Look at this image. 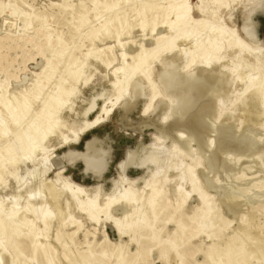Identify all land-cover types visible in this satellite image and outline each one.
Returning <instances> with one entry per match:
<instances>
[{
	"label": "rangeland",
	"instance_id": "rangeland-1",
	"mask_svg": "<svg viewBox=\"0 0 264 264\" xmlns=\"http://www.w3.org/2000/svg\"><path fill=\"white\" fill-rule=\"evenodd\" d=\"M97 1L99 7L95 8L91 0H0V112H3L2 103L4 102H10L11 106L15 108L17 102L26 98L31 100L29 115L17 126L12 124L8 115L0 113L3 123L9 129L5 136L0 133V174L3 180V183L0 184V203L6 209L12 206V210L16 212L22 210L29 200V197L23 195L19 200L20 205L13 206L12 203L15 200L14 194L22 190L29 180L27 177H24L23 180L14 179V171L18 169L19 165L18 158L21 155L23 158L26 157L24 155L27 153L12 151L7 154L5 149L10 140L17 136L23 128H26L31 121H42L43 115L40 114L42 106L57 94L58 88L61 86L67 93L71 92L70 100L67 101L68 105L55 114L56 117H53L51 121L54 127L52 136L33 155L27 154L29 156L26 162L28 168H45L48 172L45 178L51 180V178L57 177L60 183L64 179L69 180L72 184L83 188L86 193L97 190V204L105 208L106 212L113 217L120 216L121 208L112 204L107 209L104 204L107 199H111L114 186L122 182L119 165L128 152L134 155L138 168L132 167L127 170L126 182L127 184L134 183L137 189L144 188L143 181H151L152 174L158 170L155 163L148 159L147 154L149 153H153L156 159H167L171 154H174L191 167L192 181V192L182 207H178L176 204L178 197L174 193V188L171 186L166 188L169 192L166 193V197L172 205L168 204L160 214L157 222L160 227V231L157 233L158 238H155L156 233L149 232L147 227L136 231V235L143 237V240L140 259L135 263H131L128 256H125L120 262L116 261L117 250L114 251V245H127L132 254L138 249L137 244L130 241L129 234L120 237L107 221L95 220L98 217L97 214L96 218L90 221L85 213L78 211V207L75 209L73 203H69L70 221L80 223L81 228L74 236L72 235L75 231L74 225L62 229L68 234L65 238L69 245L68 258L77 261V264H85L78 256L79 253L86 252L88 255L92 253L101 259V264H128V262L130 264H168L169 261L175 259L179 261L178 256L183 254L186 264H220L206 258L204 252L209 244L216 243L222 238L231 237L236 228L243 227V220H249L252 227L264 225V108L260 105L253 106L250 103V121L231 119L225 123L217 119L205 120L207 130L200 139L204 140L206 145H209L210 142L212 144L209 145L208 152L205 151L204 158L199 151L198 135L192 138V135L185 134V137L189 139L191 158L180 152L183 150L181 147L176 151L174 149L175 142L169 134L160 128L158 123L166 125L170 122V113L176 102L172 91L164 88L167 81L160 77L159 71L165 70L167 57L172 58L176 54L177 48L168 54L159 52V49L156 56H150L149 52L162 43L157 41L159 36L169 34L166 41L175 40L176 31L169 33V24H162V21L165 16L169 23L174 21V7L178 4L184 1L192 2L190 3L192 19L195 21L201 19V14L196 8L197 0ZM205 1L210 2L211 0ZM26 4L30 8H27ZM144 9L158 14L150 15L142 29L140 25L134 23V19L136 13ZM163 9L166 11L163 12ZM14 11H16L15 14ZM217 13L224 21L225 34L228 35L229 28H235L244 45L250 47L247 48L242 44L240 46L237 43L230 44L227 39L220 42L217 50L227 54L228 68L235 70L234 74H238L240 71L245 73L246 87L252 86L251 80L254 77H260L262 82H259L258 86L264 93V0H237L223 7ZM115 18H120L128 26L127 33L120 38L123 42H127L125 45L126 54L136 56L142 52L143 47L147 53L142 55L140 61L151 59L149 61V65H151L146 67L148 70L146 75L131 72L132 70L124 73L121 71L126 76H130L122 85L125 92L123 95H120L118 87L114 86L115 71L117 65L121 63L120 48L113 49L115 61L110 66L105 65V71L94 64L92 58L97 56L91 54L96 52V49L116 44L115 39L100 41L97 38L101 37L98 35L102 28ZM5 20L8 22L7 24H3ZM154 23L157 25L151 31ZM251 25L256 34L255 37L251 35L252 38L244 32ZM204 51L208 52V49ZM209 52H211L210 49ZM110 56L109 58H111ZM203 58L204 56L201 54L194 64H199ZM128 62L131 63V60L129 59ZM182 64L177 70L180 77L192 72V69H185V61ZM246 64L249 65V69ZM178 65H180L179 62ZM167 79L170 81L169 78ZM235 79L234 76V79L232 78L229 82L231 91L230 95H225L223 99L225 104H221V96L217 92L208 91L214 114L219 111L228 113L232 108L237 113V110L241 108L234 102V92L239 90V87L235 85ZM171 81L174 84L177 78L174 77ZM137 82L141 84L142 96L138 97L133 108L124 116V106L133 104L134 85ZM178 84L180 85V82ZM178 84H174V86ZM154 90L157 95L151 101ZM117 97L120 99L116 100ZM92 100L95 105L85 117L84 112L91 107ZM147 107L148 112L143 116V111ZM104 109L110 111L109 115L105 116L97 126L90 127L95 116ZM222 125L232 126L235 142H233L234 150L226 153L222 157V162H219L209 156L213 154L217 144L227 142L225 133L222 132L219 136L216 134V129ZM150 145L163 147L164 153L146 150ZM166 150L168 151L166 152ZM93 151L105 153L106 165L101 173H95L87 167L86 158ZM51 156L53 158L50 160ZM61 156L62 160L57 161ZM12 158L15 159L14 162L11 161ZM221 165H223L224 174L219 171ZM59 167L63 168L58 170ZM38 173L35 174L36 187L41 184ZM167 173V167L164 164L160 175L157 176L159 186H162ZM219 185L241 187V189H238V192H224L219 188ZM199 189L206 191L210 201L208 205H205L204 199H199L197 193ZM229 195H234L242 203L235 214L229 212L227 203L223 202L221 205L217 201L218 197L223 199ZM67 197L69 198L68 194ZM78 198L81 200L80 197ZM35 200H38V197ZM34 201L30 203L34 204ZM60 204L65 213L63 217H65L67 211L64 200H61ZM201 208H210L207 220L218 223L215 215L222 216L223 214L227 222L230 223L220 230V237L208 238L201 226L188 218ZM247 208H252V212L248 213ZM72 215L73 218H71ZM29 218L32 216L29 215ZM150 220L151 218H149ZM178 223L184 227L182 234L177 229ZM58 226L59 221L53 219L50 230L41 229L37 232L42 231L47 236V243L57 250L56 264H67L55 241V231ZM29 228H22L23 233H27ZM173 231L177 233V244L174 246L172 242L165 244L163 241ZM72 239L73 242H71ZM26 241L25 236L20 238L21 244ZM40 241L43 240L40 239ZM163 244L170 249L166 259L160 253ZM25 253L29 254V250H26ZM13 260L15 259L1 257L0 264L7 262V264H17L16 260ZM93 263L100 264L97 260H94Z\"/></svg>",
	"mask_w": 264,
	"mask_h": 264
},
{
	"label": "bare ground",
	"instance_id": "bare-ground-1",
	"mask_svg": "<svg viewBox=\"0 0 264 264\" xmlns=\"http://www.w3.org/2000/svg\"><path fill=\"white\" fill-rule=\"evenodd\" d=\"M236 1L237 0H211L210 2H206L205 0H197L196 8L201 14V19L199 21H195L191 17L192 10L190 3L192 2L184 1L178 4L176 7H174V21L169 23L166 16L163 17L162 21V24H169V33H172L174 30L176 31L175 40L166 41L169 34L159 36L157 37V41L162 42L160 44L162 46L160 47V45H158L155 49L149 52L151 53L150 56H156L155 54H158L157 52L159 49V52L168 54L170 51L174 50V48H177V52L176 54L174 53L175 55H173L172 58L167 57L168 60H166L165 70L159 71L160 77L167 81L166 82L164 80V82H166V87L164 88H168L169 91H172L176 102L173 105L170 113V122L166 125L160 124L158 122L157 123L160 128L169 134V136H171L172 140L175 142L174 149L177 151V149L181 147L183 150L180 152L182 154H187L189 158L192 157V153L188 143L189 139L185 137L186 133L192 135V138L198 135L199 151L203 158L205 157V151L208 152V147H210L209 145L212 144V142H210L209 145H206L205 142H203L204 140L200 139V137L203 136L205 130H207L205 120L217 119L225 123H228L231 119L237 121L238 119H243V121L246 119L247 121H250V103L253 106L260 105L264 108V93H262L260 87L258 86L259 82H262L259 79L260 77H254L251 80L252 86L246 87V78L244 76L245 73L240 71V73L234 74L235 70H230V68H228L227 54L217 50L220 42L227 39L229 40L230 44L237 43L250 48L244 45L235 28H229L228 35L225 34L223 29V27H225L224 21L217 13L223 7H226L228 4L234 3ZM91 2L95 8L99 7L97 0H91ZM26 6L27 8H30L28 4H26ZM165 11L166 10L163 12ZM13 13L15 14L16 11ZM153 14L155 16V14L158 13H152L150 10L145 9L140 10L135 15L134 23L136 25H140L141 28L144 29L147 18ZM7 23L8 22H6V20L3 22V24ZM156 25L157 24L155 23L152 25L151 31L155 29ZM127 27V24L120 18H115L110 21L102 28V31L99 33L98 36L101 37L97 38L100 39V41L115 39L116 44L106 45L102 49H96V52L94 53L90 52L91 54L97 56L92 58L94 64L101 70L105 71V65L110 66L112 65L113 61H115L113 49L116 47L120 48L119 59H121V63L117 65V69L115 71L116 75L113 74L115 76L114 86L118 87V93L120 95L125 93L122 85L126 79L130 77L129 75L126 76L123 73L132 70L131 72L134 71L141 74L144 73L146 75L148 71L146 67L149 65V61L151 60L146 59L143 62L140 61L142 55L147 53L143 47L142 52L136 56H129L126 54L125 45L127 42H123L120 40V38L127 33ZM244 32L250 37L251 35L253 37L256 36L255 29L253 30L252 25L249 29H245ZM207 43H209L208 46H206ZM206 49H208V52L204 51ZM209 49L211 52H209ZM201 54H203L204 58L199 64L195 65L194 63H196L197 57H199ZM109 56L112 58V60L109 58ZM129 59L131 60V63L128 62ZM184 61L186 62L185 69H192V72L186 76L180 77L177 73V70L181 65H183L182 63ZM214 61L218 62L215 63ZM178 62L180 65H178ZM246 66L248 69L250 68L249 65L246 64ZM121 71H123V73H121ZM234 76L236 77L235 85L239 87V90L234 92V102L241 108L237 110V113L235 112V109L232 108L228 113L219 111L215 112L216 114H214L212 110V100L209 95L210 92H217L218 95L221 96V104H225L223 99L225 95H230L231 89L229 82L232 78L234 79ZM174 77L177 78V83L175 82L174 84H178L180 82V85L178 84L174 86V84L171 83V80H173ZM167 78H169L170 81H168ZM156 95L157 92L154 90L151 101L154 100ZM140 96H142L141 84L137 82L134 85L132 98L133 104L124 106V116L133 108L134 103ZM70 97L71 92L67 93L65 89L60 86L58 88L57 94L54 95V97H51V100H49V102H45L42 106V111L40 112V114L43 115L42 121H31L30 124L26 126V128H23L17 136L10 140L7 148L5 149L6 153L9 154L12 151H17L19 153L33 155L35 151L40 149L44 142H46L54 132V127L51 122L53 117L55 114H58L59 111L67 107V101L70 100ZM119 99L120 97L116 98V100ZM2 105L3 112L0 113L8 115L12 124L17 126L21 124L27 115H29L31 100L26 98L22 101H19L17 102L15 108L11 106L10 102H4ZM94 105L95 103L92 100L91 107L84 112L85 117L93 109ZM147 112L148 107L144 109L143 116H145ZM109 113L110 111L105 109L101 111L95 116L90 127L97 126L102 122L105 116L109 115ZM155 122L154 125L156 124ZM231 127L232 126L230 125H222L216 129V134H218V136L222 132L227 135V142L220 145L217 144L213 154L209 156L210 158L222 162V157H224L226 153L232 152L234 150L233 142L235 141ZM8 132L9 129L3 123V120L0 116V133L5 136L8 134ZM75 137L77 138V136ZM149 149L152 152L157 151L159 153H164L163 147L160 148L150 145L146 150ZM167 151L168 150H166V152ZM27 154L24 155L26 156L24 158L22 157L23 155L18 158L19 165L18 169L14 171V179L23 180L24 177H27L29 180L22 190L17 193L13 192L15 193V200H13L14 202L12 203L13 206L18 204L20 205L19 200L23 195L29 197V200L22 210L16 212L12 210V206L9 209H6L2 203H0V256L4 259H15L17 264H56L57 250L47 243V236L44 235L42 231L37 232L41 229L50 230L53 219L59 221V226L55 231V241L62 252L63 258L67 264H77V261H72L68 258L67 253L69 251V245L65 241V238L68 234L62 231V229H67L69 226L74 225L75 231L72 233L74 236L75 233L81 228L80 223H77L76 221H70L71 219L68 211L70 206L68 205L69 203H73L75 205V209L78 207L77 210L85 213L90 221L94 220L96 218L95 215L97 214L98 217L95 220L103 219L107 221L116 230L120 237L124 234H129L130 241H133L135 244H137L138 249L134 254H132L129 251L127 245H114V251L117 250L116 261L120 262L121 259L125 258V256H128L131 259L130 262L135 263L140 259V249L142 248L141 244L143 240V237L136 235V231L147 227L149 232H155V238H158L157 233L160 231V227L158 226L157 222L159 220L160 214L168 204L172 205L170 200H168L166 197V193H169L166 188L168 186L174 188V193H176L178 197V202L176 203L178 207H182L186 198L189 197L192 192V181L190 177L191 167L188 164L183 163L174 154H171L169 157H167V159H156L153 153L147 154L148 159L155 163L158 169L152 174L153 179L149 182L143 181L145 186L142 189L135 188L134 183L127 184V170L132 167L138 168V164L134 155L128 152L125 159L119 165L122 182L114 186L111 193V199H107V202L104 201V206L107 209L112 204L113 206L116 205L121 208L122 213L120 216L113 217L110 213L106 212L105 208H102L97 204V190L86 193L83 188L72 184L69 180L64 179L62 181L63 183H60L57 177L53 179L51 178V180L50 178H45L48 173L47 169H30L27 167L26 162L29 159ZM104 157L105 153L101 151H93L90 156H87L86 164L89 170H93L95 173H101L104 166L106 165ZM52 158L53 156L50 157V160ZM60 159L62 160V156L59 157L57 161L60 162ZM11 161L14 162L15 159L12 158ZM164 164H166L168 173L163 179L162 186H159L157 176L160 175ZM222 166L223 165H221L219 168V171L221 174H224L225 171ZM62 168L63 167H59L58 170ZM36 173L40 175L41 184L39 187H36L35 185ZM0 181V184H2L3 180L1 174ZM219 186V188L223 189L224 192H238V189H241V187L234 188L233 186L228 185ZM239 186L241 185L239 184ZM205 192L201 189L197 190L199 199H204L203 201L205 205H208L210 201ZM67 194L69 195V198L67 197ZM37 197L38 200H35ZM78 197H80L81 200H79ZM61 200H64L66 206L65 209L67 213L65 217H63L65 213L60 204ZM31 201H34L35 203L31 204ZM217 201L221 205L223 202L227 203L226 206L228 207L229 212H232L233 214H235L239 207L242 206V203L234 195L225 196L223 199H219L218 197ZM52 207H54V209H52ZM246 210L248 213L252 212V208H247ZM209 212L210 208L197 209L188 218L201 226L202 231L207 234L208 238H218L221 236L220 230L230 223L227 222L226 217L223 214L222 216L215 215V218L218 219V223H213L212 220H207ZM29 215H31L32 218H29ZM242 217L243 215L241 218ZM71 218H73V215ZM149 218H151L150 221ZM242 224L243 227L241 228L239 226L236 228L234 230V234L231 237L222 238L216 243L212 242L209 244L206 251L204 252L206 258L208 260H215L220 264H264V225H254V227H252L253 225L249 223V220H243ZM24 227H30V230H28L27 233H23L22 228ZM183 228L184 227L182 224H177V229L181 234L183 232ZM103 234L106 235L105 233ZM22 236L27 238V241L24 244H21L20 242V238ZM40 239L43 241H40ZM177 239V233L173 231L169 233L163 242L165 244L172 242V245L174 246L177 244ZM73 241L74 240L72 239L71 242ZM165 244H163L160 248V253L165 256L164 259L167 258L170 250ZM26 250H29V254L25 253ZM78 257L80 260L85 262V264H94V260H97L101 264V259L95 257V255L92 253L88 255L86 252H81L79 253ZM184 257L185 255L182 254L178 256L179 261L175 259L173 261H169L168 264H186ZM130 262H128V264H130Z\"/></svg>",
	"mask_w": 264,
	"mask_h": 264
},
{
	"label": "crops",
	"instance_id": "crops-1",
	"mask_svg": "<svg viewBox=\"0 0 264 264\" xmlns=\"http://www.w3.org/2000/svg\"><path fill=\"white\" fill-rule=\"evenodd\" d=\"M91 141H94V140H91ZM98 175H100V174H98Z\"/></svg>",
	"mask_w": 264,
	"mask_h": 264
}]
</instances>
